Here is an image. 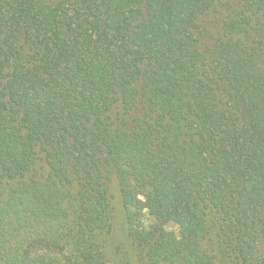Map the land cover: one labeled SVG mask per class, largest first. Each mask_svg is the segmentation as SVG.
Here are the masks:
<instances>
[{"label":"trees","instance_id":"1","mask_svg":"<svg viewBox=\"0 0 264 264\" xmlns=\"http://www.w3.org/2000/svg\"><path fill=\"white\" fill-rule=\"evenodd\" d=\"M119 218L264 264V0H0V264H114Z\"/></svg>","mask_w":264,"mask_h":264},{"label":"rangeland","instance_id":"2","mask_svg":"<svg viewBox=\"0 0 264 264\" xmlns=\"http://www.w3.org/2000/svg\"><path fill=\"white\" fill-rule=\"evenodd\" d=\"M118 224L116 227L114 226V230L112 232L111 237L108 239V244L110 247L111 254L113 256V263L114 264H129L128 262V252H126L125 245L128 246L129 241L127 238L123 239L121 236V223L122 220L119 218L117 220ZM167 231L171 240L175 241L177 239V230L174 226L168 225Z\"/></svg>","mask_w":264,"mask_h":264}]
</instances>
